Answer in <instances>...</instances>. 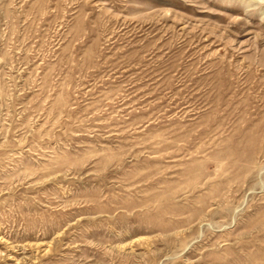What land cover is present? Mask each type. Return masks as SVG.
I'll return each instance as SVG.
<instances>
[{"label": "rangeland", "instance_id": "1", "mask_svg": "<svg viewBox=\"0 0 264 264\" xmlns=\"http://www.w3.org/2000/svg\"><path fill=\"white\" fill-rule=\"evenodd\" d=\"M0 264H264V0H0Z\"/></svg>", "mask_w": 264, "mask_h": 264}]
</instances>
